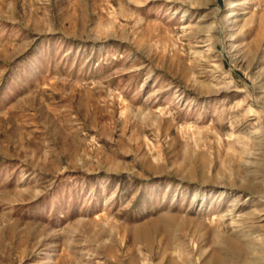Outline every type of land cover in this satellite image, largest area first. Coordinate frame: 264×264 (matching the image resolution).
<instances>
[{
	"label": "rangeland",
	"instance_id": "rangeland-1",
	"mask_svg": "<svg viewBox=\"0 0 264 264\" xmlns=\"http://www.w3.org/2000/svg\"><path fill=\"white\" fill-rule=\"evenodd\" d=\"M0 264H264V0H0Z\"/></svg>",
	"mask_w": 264,
	"mask_h": 264
}]
</instances>
